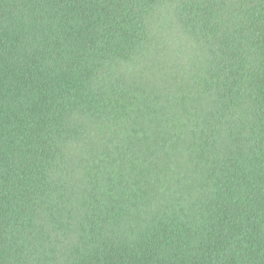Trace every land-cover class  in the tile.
<instances>
[{
  "label": "trees",
  "instance_id": "trees-1",
  "mask_svg": "<svg viewBox=\"0 0 264 264\" xmlns=\"http://www.w3.org/2000/svg\"><path fill=\"white\" fill-rule=\"evenodd\" d=\"M0 264H264V0H0Z\"/></svg>",
  "mask_w": 264,
  "mask_h": 264
}]
</instances>
